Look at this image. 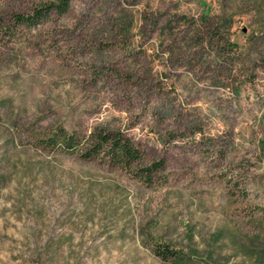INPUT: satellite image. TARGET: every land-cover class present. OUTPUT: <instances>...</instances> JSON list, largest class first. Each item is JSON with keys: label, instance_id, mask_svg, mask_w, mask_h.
I'll return each instance as SVG.
<instances>
[{"label": "rangeland", "instance_id": "1", "mask_svg": "<svg viewBox=\"0 0 264 264\" xmlns=\"http://www.w3.org/2000/svg\"><path fill=\"white\" fill-rule=\"evenodd\" d=\"M60 131L120 132L142 158L84 160ZM157 245L264 264V0H70L0 31V264H174Z\"/></svg>", "mask_w": 264, "mask_h": 264}, {"label": "trees", "instance_id": "2", "mask_svg": "<svg viewBox=\"0 0 264 264\" xmlns=\"http://www.w3.org/2000/svg\"><path fill=\"white\" fill-rule=\"evenodd\" d=\"M70 0H55L42 3L28 14H14L8 22L0 18V31L14 32L18 28L32 29L46 23L53 14L62 17L68 13ZM52 146H58L63 152L77 154L84 160H99L111 166L121 167L127 170L138 163L142 155L134 144L120 132L97 131L89 135L77 136L64 131L56 133L49 140ZM163 169V162L152 163L139 170L140 176L152 182L153 176ZM156 256L162 261H171L174 264H183L179 252H175L164 245H157Z\"/></svg>", "mask_w": 264, "mask_h": 264}]
</instances>
